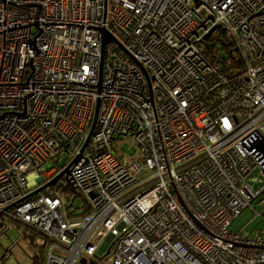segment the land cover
<instances>
[{
	"label": "built area",
	"instance_id": "built-area-1",
	"mask_svg": "<svg viewBox=\"0 0 264 264\" xmlns=\"http://www.w3.org/2000/svg\"><path fill=\"white\" fill-rule=\"evenodd\" d=\"M263 141L264 0H0V218L44 264H264Z\"/></svg>",
	"mask_w": 264,
	"mask_h": 264
},
{
	"label": "rangeland",
	"instance_id": "rangeland-1",
	"mask_svg": "<svg viewBox=\"0 0 264 264\" xmlns=\"http://www.w3.org/2000/svg\"><path fill=\"white\" fill-rule=\"evenodd\" d=\"M121 150L128 156H131L135 151L134 147L130 146L127 141L123 142ZM254 177H258L257 173L254 174ZM263 198L264 194L256 199L250 208L243 211L234 222L233 227L243 228L250 237H253L257 231L264 230ZM79 204L80 199L78 198L75 205ZM31 255L32 251L24 240L19 239V234L16 230L11 229L6 235L0 236V264H31L29 258Z\"/></svg>",
	"mask_w": 264,
	"mask_h": 264
},
{
	"label": "trees",
	"instance_id": "trees-1",
	"mask_svg": "<svg viewBox=\"0 0 264 264\" xmlns=\"http://www.w3.org/2000/svg\"><path fill=\"white\" fill-rule=\"evenodd\" d=\"M205 52H207L209 57H218L220 60H226L227 58L235 60V53L237 52L232 45H229L225 39H220L219 42L213 43L208 42L205 44ZM223 53V55H221ZM225 57V58H224ZM231 69L240 70L241 65L235 64ZM12 215V214H11ZM14 229L22 237V240L25 241L29 249L32 251V255L29 256L31 264H44L45 259V249L46 241L41 240L40 237L29 230H25L16 224L12 219L8 217L0 218V236L6 235L9 230ZM39 243V244H38Z\"/></svg>",
	"mask_w": 264,
	"mask_h": 264
},
{
	"label": "water",
	"instance_id": "water-1",
	"mask_svg": "<svg viewBox=\"0 0 264 264\" xmlns=\"http://www.w3.org/2000/svg\"><path fill=\"white\" fill-rule=\"evenodd\" d=\"M262 144H263V146H264V141L262 142ZM55 181H56V180H54L53 182H55ZM39 191H40V190L36 191L35 194H37ZM263 194H264V193H263ZM263 194H262V195H263ZM80 263H81V264H86V261L81 260Z\"/></svg>",
	"mask_w": 264,
	"mask_h": 264
}]
</instances>
